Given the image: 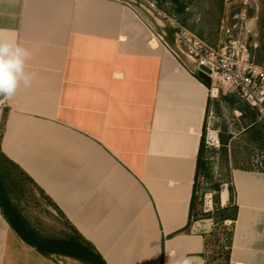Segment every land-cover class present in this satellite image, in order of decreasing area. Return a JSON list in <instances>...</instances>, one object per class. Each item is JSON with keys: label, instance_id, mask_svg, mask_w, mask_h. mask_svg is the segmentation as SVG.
Segmentation results:
<instances>
[{"label": "crops", "instance_id": "crops-1", "mask_svg": "<svg viewBox=\"0 0 264 264\" xmlns=\"http://www.w3.org/2000/svg\"><path fill=\"white\" fill-rule=\"evenodd\" d=\"M0 29L31 50L37 74L0 98V151L105 264H206L204 219L183 229L210 83L156 10L141 0H0ZM230 176L229 264H264V171ZM0 264L85 263L39 251L0 205Z\"/></svg>", "mask_w": 264, "mask_h": 264}, {"label": "rangeland", "instance_id": "rangeland-1", "mask_svg": "<svg viewBox=\"0 0 264 264\" xmlns=\"http://www.w3.org/2000/svg\"><path fill=\"white\" fill-rule=\"evenodd\" d=\"M146 4L153 3L154 9L160 12L164 18L172 20L176 27L185 30L197 38L201 39L207 46L217 48L220 42L224 40V33L217 27L218 20L226 16V12L230 8L224 4V0H141ZM247 15L252 18L256 17L255 28L256 35L248 36V43L253 40L257 42V47L253 48L248 45V49L254 51L255 60L261 61L264 55V0H256L253 7L247 9ZM181 19L184 24L181 23ZM169 27V26H168ZM173 33V30H170ZM201 33V36H199ZM206 77V76H205ZM207 78V77H206ZM208 79V78H207ZM209 83L210 80L208 79ZM222 95H235L234 93L219 91L216 97L210 99V105L205 117L204 139L209 140L211 144H206L207 151L205 153L208 175L199 176L197 195L200 196L197 210L213 211L214 195L213 185L220 182L219 203H221V192L227 189V181L231 167H249L253 170H261L264 168V140L248 129L244 131L246 124L250 120L241 118V111L237 108V103L231 104L223 100ZM236 96V95H235ZM245 103L241 99L238 100ZM237 101V102H238ZM253 127H259L262 123L255 121ZM262 126H264L262 124ZM252 127V128H253ZM213 133L215 137H212ZM216 135L218 143H216ZM231 135L228 141L226 158L220 153V136ZM27 195L22 198L21 204L23 212L27 217L40 227H44L48 232L58 234L60 230L69 232L70 228L57 208L34 186H28ZM228 192V190H227ZM225 225V226H224ZM230 221L224 223H216L212 218H204L197 226L199 231H207L209 237L208 264H220L223 259L211 258L213 253V238L219 236L225 240V233L229 229Z\"/></svg>", "mask_w": 264, "mask_h": 264}, {"label": "built area", "instance_id": "built-area-1", "mask_svg": "<svg viewBox=\"0 0 264 264\" xmlns=\"http://www.w3.org/2000/svg\"><path fill=\"white\" fill-rule=\"evenodd\" d=\"M255 3L256 0H224L230 8L220 20L219 28L224 33V40L217 48L209 47L195 35L179 29L172 20L164 18V22L173 30L198 69L200 65L209 69V73L203 71L210 80L209 97H216L220 90L234 93L255 111L257 120L264 125V55L257 62L254 51L248 49V45L258 46L255 40L248 43V36L256 35V17L250 18L247 9ZM148 5L154 9L153 3ZM156 12L163 18L160 12ZM205 142L211 144L209 140Z\"/></svg>", "mask_w": 264, "mask_h": 264}, {"label": "trees", "instance_id": "trees-1", "mask_svg": "<svg viewBox=\"0 0 264 264\" xmlns=\"http://www.w3.org/2000/svg\"><path fill=\"white\" fill-rule=\"evenodd\" d=\"M177 1V0H175ZM181 23L184 24V21L181 19ZM219 26V20L217 27ZM201 36V33H199ZM262 59V58H261ZM260 60V59H259ZM258 60V62H259ZM223 100L230 102L231 104L237 103V108L241 111V118L242 119H249L250 123L246 124L244 131L250 129L253 134L257 135L259 138L264 140V126L262 124L259 127L255 125V121L257 120L256 113L253 109H251L246 103L239 102V98L235 95H222L220 96ZM238 101V102H237ZM208 111V109H207ZM3 120V119H2ZM253 127V128H252ZM1 129L3 128V122L1 123ZM204 132H205V123L203 126V132L200 139V144L198 148V153L196 157V165H195V172H194V181H193V188L189 203V212H188V221L185 226V229L191 224L192 221L204 219V218H212L216 223H224L225 221H230L229 229L225 233V240H221L219 236L213 238L212 244L215 246L213 248V253L211 258H220L222 257L223 261L220 264H229V255H230V248H231V240L233 236V227L234 221L237 216V204L235 202V191L232 185L231 176L229 175V180L227 181V190H228V203L225 205H220L219 203V192H220V182H216L213 185L214 195H212V201L214 202V209L213 211H204L203 209L197 210L196 206L198 204V199L200 196L197 195V188H198V181L199 176L208 175L209 169L207 166V157L205 155L207 151V146L205 144L204 139ZM231 135L220 136V153L226 158L227 153V145L228 141L231 138ZM232 168H240L246 170H253L249 167H231ZM259 170V169H258ZM264 171V168L261 169ZM0 182L3 187V190L10 201L11 205L14 207L18 215L20 216L22 222L25 226L29 229V231L39 240L50 242L59 245H66V246H78L84 247L91 250L104 264V260L101 255L97 252V250L88 242L86 241L71 225H69L70 231L65 232L60 230L58 234H53L48 232L44 227H40L38 223H35L31 220V218L27 217V215L23 212V206L21 204V199L27 195V190L29 189L28 186L32 185L36 189L35 183L29 178L28 175L22 171V169L13 163L10 159H8L1 151H0ZM4 213V210H3ZM67 222V221H66ZM225 226V225H224ZM204 237V251L203 255L205 256L206 264L209 263V255L208 249L209 244V236L203 234ZM39 251L45 254H55L50 251H46L39 247H36ZM73 258L79 259L83 261L85 264H91L89 261L82 257L71 256Z\"/></svg>", "mask_w": 264, "mask_h": 264}, {"label": "clouds", "instance_id": "clouds-1", "mask_svg": "<svg viewBox=\"0 0 264 264\" xmlns=\"http://www.w3.org/2000/svg\"><path fill=\"white\" fill-rule=\"evenodd\" d=\"M31 50L15 39H10L0 29V98L10 100L21 86L27 88L36 79V73L28 70ZM175 257V254H170ZM170 264H194L188 256L175 257Z\"/></svg>", "mask_w": 264, "mask_h": 264}, {"label": "water", "instance_id": "water-1", "mask_svg": "<svg viewBox=\"0 0 264 264\" xmlns=\"http://www.w3.org/2000/svg\"><path fill=\"white\" fill-rule=\"evenodd\" d=\"M204 72L209 73V69L203 65L199 66V72L204 75ZM0 205L4 210L6 216L8 217L11 224L14 228L18 231V233L30 244L34 245L35 247H39L46 251H50L56 254L67 255V256H77L82 257L89 261L91 264H104L91 250L78 247V246H66V245H59L50 242H45L36 238L29 229L25 226L22 222L20 216L11 205L10 201L8 200L3 187L0 182Z\"/></svg>", "mask_w": 264, "mask_h": 264}, {"label": "bare ground", "instance_id": "bare-ground-1", "mask_svg": "<svg viewBox=\"0 0 264 264\" xmlns=\"http://www.w3.org/2000/svg\"><path fill=\"white\" fill-rule=\"evenodd\" d=\"M212 137H215V134H214V133H213ZM226 196H227V190L224 189V190H222V192H221V201H222V203H225V201H226Z\"/></svg>", "mask_w": 264, "mask_h": 264}]
</instances>
